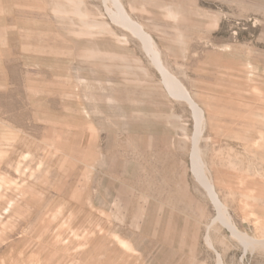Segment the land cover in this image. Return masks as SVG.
<instances>
[{
    "label": "rangeland",
    "instance_id": "rangeland-1",
    "mask_svg": "<svg viewBox=\"0 0 264 264\" xmlns=\"http://www.w3.org/2000/svg\"><path fill=\"white\" fill-rule=\"evenodd\" d=\"M0 264H264V0H0Z\"/></svg>",
    "mask_w": 264,
    "mask_h": 264
},
{
    "label": "bare ground",
    "instance_id": "bare-ground-1",
    "mask_svg": "<svg viewBox=\"0 0 264 264\" xmlns=\"http://www.w3.org/2000/svg\"><path fill=\"white\" fill-rule=\"evenodd\" d=\"M118 15L121 16V17H122L123 19H125V20H129L128 15H127L124 11H123V12H119ZM145 36L147 37V40H148V42H149L150 47H151V48L157 53V51L155 50V47H154V45H153V42H152V40H151V37H149V36H147V35H145ZM169 77H170V80H171V82H172L174 88H175L177 91L184 93V95H185L186 97L189 98V94H188V92L186 91V89L182 86V84H181V83H180V82H179L174 76L169 75ZM194 106H195V109H196V111L198 112V114L200 115V118H201V110H200V108H199L196 104H194ZM200 126H201V124H200ZM197 132H198V129H197ZM198 133H199V132H198ZM198 133H197V134H198ZM197 136H199V135H197ZM200 159H201V157H200V152L198 151V149H196L195 153L193 154V163H194L195 168H198L199 170L201 169V166H200V165H201V163H200ZM201 177L203 178V181L206 182V184H207L209 190L211 191V193L214 194L213 187L211 186L210 181H209V179H208V177H207L205 171H202V170H201ZM215 202H216V204H217V207H218V210H219V212H220V215H221L225 220H228L227 212H226V207L224 206V204L221 203L217 198H216ZM229 220H230V219H229ZM245 234H246V233H245ZM246 236H247V235H246ZM242 237H243V236H242ZM244 237H245V236H244ZM248 237H249V236H248ZM245 238H246V237H245ZM245 241H246V240H245ZM249 242H250V241H249ZM254 242H255V241H254ZM250 243H251V242H250Z\"/></svg>",
    "mask_w": 264,
    "mask_h": 264
}]
</instances>
